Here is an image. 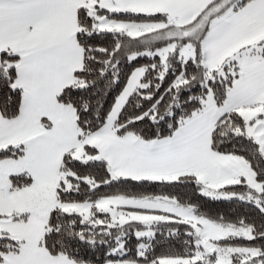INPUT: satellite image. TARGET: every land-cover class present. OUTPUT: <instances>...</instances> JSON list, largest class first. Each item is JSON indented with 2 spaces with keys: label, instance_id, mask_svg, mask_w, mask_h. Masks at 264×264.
<instances>
[{
  "label": "snow or ice",
  "instance_id": "snow-or-ice-1",
  "mask_svg": "<svg viewBox=\"0 0 264 264\" xmlns=\"http://www.w3.org/2000/svg\"><path fill=\"white\" fill-rule=\"evenodd\" d=\"M0 264H264V0H0Z\"/></svg>",
  "mask_w": 264,
  "mask_h": 264
},
{
  "label": "trees",
  "instance_id": "trees-1",
  "mask_svg": "<svg viewBox=\"0 0 264 264\" xmlns=\"http://www.w3.org/2000/svg\"><path fill=\"white\" fill-rule=\"evenodd\" d=\"M209 207L213 212H224L226 214H232L236 212V206L227 203L210 204Z\"/></svg>",
  "mask_w": 264,
  "mask_h": 264
}]
</instances>
